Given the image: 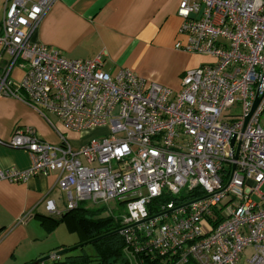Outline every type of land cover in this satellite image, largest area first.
I'll return each mask as SVG.
<instances>
[{
	"label": "built area",
	"instance_id": "2783aa9c",
	"mask_svg": "<svg viewBox=\"0 0 264 264\" xmlns=\"http://www.w3.org/2000/svg\"><path fill=\"white\" fill-rule=\"evenodd\" d=\"M54 1L7 0L0 47L10 60L0 70V96L48 121L54 116L63 130L53 144L15 128L3 143L28 151L31 166L0 169V179L56 172L66 210L86 200L122 203L119 232L145 254L139 264L166 256L177 264L188 257L235 264L248 249L247 264H264V0L180 1L184 40L175 48L209 62L185 70L176 92L125 67L105 72L99 57L68 59L36 40ZM16 65L18 82L9 77ZM237 104L240 113L223 115ZM182 193L195 197L157 201ZM45 208L56 212L52 200Z\"/></svg>",
	"mask_w": 264,
	"mask_h": 264
},
{
	"label": "crops",
	"instance_id": "0c3cea01",
	"mask_svg": "<svg viewBox=\"0 0 264 264\" xmlns=\"http://www.w3.org/2000/svg\"><path fill=\"white\" fill-rule=\"evenodd\" d=\"M180 1L55 0L42 16L34 38L68 59L99 57L105 72L125 67L176 92L183 72L201 62L200 54L175 48L184 40L177 15ZM6 2L0 0V23ZM9 60V52L0 47V70ZM22 76L23 68H11L12 81L18 82ZM38 113L20 99L0 96V169L27 170L31 166L28 151L3 143L17 127L33 129L46 142H58V132L54 131L56 138ZM48 118L57 120L51 115ZM71 133L75 132L68 136ZM57 178L54 172L19 181L0 179V264H25L64 246L49 238L51 230L41 223L42 217H59L66 211H57L54 197L57 191L64 192ZM47 200L54 202L56 212L46 210ZM249 251L235 264H247Z\"/></svg>",
	"mask_w": 264,
	"mask_h": 264
},
{
	"label": "trees",
	"instance_id": "16d2710c",
	"mask_svg": "<svg viewBox=\"0 0 264 264\" xmlns=\"http://www.w3.org/2000/svg\"><path fill=\"white\" fill-rule=\"evenodd\" d=\"M195 196L191 193L189 194H180L178 196H168L163 195L158 202H170V201H181V200H190ZM116 203V202H115ZM120 205L124 211V205L120 202ZM118 209V207H117ZM153 214L154 212H150ZM124 214V212H123ZM123 214H114L113 211L107 215H102L98 213L97 209H89L83 206H80V203L73 209H68L62 213L59 217H42L41 223L50 231L52 228L62 220H67V222L74 226L79 227L80 230L88 236L86 240L95 238L97 236L107 234L106 236L91 242L93 247L90 251L84 250L83 246L78 247L74 250L63 253L60 256H52L48 260H45L37 264H113L114 259L121 257V251L123 247L129 249L130 246L127 244L124 237L119 232L120 227L122 226ZM85 240V241H86ZM89 244V243H88ZM62 246L57 247L56 249H61ZM56 250V251H57ZM134 252V251H133ZM136 257L139 260V263H142L141 259L145 254L136 253ZM176 258V257H175ZM175 258L172 256H166L164 259L157 257L154 260H158L159 264H177L175 263ZM31 262V261H30ZM153 262V259L150 260V263ZM29 263V262H27ZM25 263V264H27ZM180 264H197V262L188 257L186 262Z\"/></svg>",
	"mask_w": 264,
	"mask_h": 264
},
{
	"label": "rangeland",
	"instance_id": "374dc122",
	"mask_svg": "<svg viewBox=\"0 0 264 264\" xmlns=\"http://www.w3.org/2000/svg\"><path fill=\"white\" fill-rule=\"evenodd\" d=\"M197 56L200 57L201 62L198 65H196V67L201 65L202 63L209 62V58H207V56H204V55H197ZM192 68H195V66ZM240 111H241L240 105L237 104L235 106L225 108L223 110V115L238 114V113H240ZM41 118L44 120V122L47 124L48 128L54 134L56 132V129H58L60 131L62 130V128L60 127L61 124H59L57 120L51 118L52 122H50V121L46 120L43 116H41ZM55 136L57 138L56 134H55ZM68 139L75 141L77 139L76 134L75 133L69 134ZM58 142H59V139H58ZM58 142H55L53 144H57ZM56 194L57 195L54 197V199L56 200V204L58 207L57 211H63L66 209V201H67L66 193L61 192L59 190L56 192ZM118 204L119 203H117V202L115 203L113 201H110L108 203H93L89 200L80 202V206L89 208L91 210L97 209L98 213H101L104 216L107 215L108 213L112 212V211L114 214H119V215L123 214V212H124L123 208ZM117 207H118V209H117ZM48 237L56 240L58 242V244L63 243L64 246L62 248L74 246L78 243L85 241L88 238V236L85 235L80 230V228L78 226L74 227V226L70 225L67 222V220L59 221L53 227V229L48 233ZM92 247H93L92 243H89V244H86L83 246L84 250H86V251H90L92 249ZM114 260H115V262L113 264H139V260L136 257V254L133 252L132 249H129L127 247H123L122 251H121V257L116 258Z\"/></svg>",
	"mask_w": 264,
	"mask_h": 264
},
{
	"label": "water",
	"instance_id": "95a60500",
	"mask_svg": "<svg viewBox=\"0 0 264 264\" xmlns=\"http://www.w3.org/2000/svg\"><path fill=\"white\" fill-rule=\"evenodd\" d=\"M257 102H258V99H256V100L254 101V105H253V107H252V109H251L250 112H252V111L254 110V108H255ZM106 235H108V233H107V234L100 235V236H97V237H95V238H92V239H89V240H86V241H83V242L78 243V244H76V245H74V246L61 248V249L55 251V252L52 253V254H46V255L41 256V257H39V258H37V259H35V260H33V261L27 263V264H37V263H41V262H43V261H45V260H48V259L51 258L52 256H60V255H62L63 253H66V252H68V251L74 250V249H76V248H78V247H81V246H83V245H86V244H88V243H91V242H93V241H96V240H98V239H100V238H102V237H104V236H106Z\"/></svg>",
	"mask_w": 264,
	"mask_h": 264
}]
</instances>
